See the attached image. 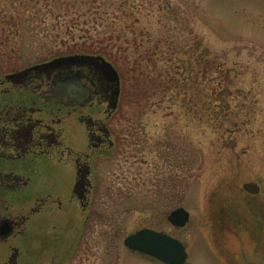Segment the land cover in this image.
<instances>
[{"label": "rangeland", "instance_id": "rangeland-1", "mask_svg": "<svg viewBox=\"0 0 264 264\" xmlns=\"http://www.w3.org/2000/svg\"><path fill=\"white\" fill-rule=\"evenodd\" d=\"M76 53L119 70L124 141L100 161L96 222L81 225L88 213L77 200L68 211L78 220L68 232L86 235L68 264H148L124 240L158 227L172 209L165 201L190 212L181 236L196 238L191 264H208L198 253L209 248L206 218H239V200H264V0H0L3 72ZM251 182L259 197L243 189ZM45 238L23 253L26 264L52 263Z\"/></svg>", "mask_w": 264, "mask_h": 264}, {"label": "flooded vegetation", "instance_id": "flooded-vegetation-1", "mask_svg": "<svg viewBox=\"0 0 264 264\" xmlns=\"http://www.w3.org/2000/svg\"><path fill=\"white\" fill-rule=\"evenodd\" d=\"M70 55L77 53L62 56ZM104 58L117 75L104 60L94 58L32 71L20 81L8 76L29 66L10 72L0 68V264H26L23 253L34 256L28 247L40 235L47 237L46 251L54 255L51 264H68L86 237L80 233L74 239L68 232L78 222L76 216H68L75 200L88 213L81 225L96 222L90 200L100 189V161L105 156L114 160L124 141L117 121L122 112V77L115 64ZM187 71L188 78L195 79V69L188 67ZM67 176L69 198L62 195ZM257 185L258 193H247L259 197L263 187ZM161 204L172 209L158 227L140 230L178 240L187 254L182 264H191L196 238L181 236L191 225L190 219L179 226L170 219L179 203ZM232 213L206 218L208 233L202 230V241L209 248L198 252L203 253L202 260L208 264H264V200H239V218ZM37 227L47 232L35 233ZM127 249L148 264H173L148 252Z\"/></svg>", "mask_w": 264, "mask_h": 264}, {"label": "water", "instance_id": "water-1", "mask_svg": "<svg viewBox=\"0 0 264 264\" xmlns=\"http://www.w3.org/2000/svg\"><path fill=\"white\" fill-rule=\"evenodd\" d=\"M93 58L104 60L105 63L117 75V72L113 65L107 62L101 56L71 55L66 57H58L50 62L29 67L23 71L8 76V78L13 81H20L21 79H24L26 76H28V74H30L32 71H46L49 69L60 67L66 63H70L73 61H84ZM244 189L250 193L259 192V186L255 183L244 184ZM170 219L179 226H184L189 220V212L183 207L178 208L171 213ZM125 244L131 249L148 252L173 264L184 263L187 256L183 244L178 240L150 230L138 231L137 233L128 236L125 240Z\"/></svg>", "mask_w": 264, "mask_h": 264}, {"label": "trees", "instance_id": "trees-1", "mask_svg": "<svg viewBox=\"0 0 264 264\" xmlns=\"http://www.w3.org/2000/svg\"><path fill=\"white\" fill-rule=\"evenodd\" d=\"M186 70H188V68H186ZM186 78H187V75H186ZM184 80H187V79L184 78ZM185 82H186V81H185ZM214 96H215V99L218 100L219 97H220V93H216ZM196 98H197V99H198V98L203 99L204 97H203V95H200V97L197 96ZM217 100H216V101H217ZM194 101H195V98H194ZM195 102H196V105H197V106H198V105H201L202 103H204V102H199V100H197V101H195ZM215 103H217V102H215ZM207 105H208V104H207ZM210 108H212L211 105H210ZM210 111H212V109H211Z\"/></svg>", "mask_w": 264, "mask_h": 264}]
</instances>
